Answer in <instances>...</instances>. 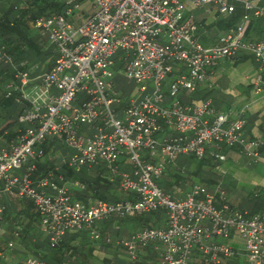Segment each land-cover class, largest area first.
<instances>
[{
	"label": "built area",
	"instance_id": "obj_1",
	"mask_svg": "<svg viewBox=\"0 0 264 264\" xmlns=\"http://www.w3.org/2000/svg\"><path fill=\"white\" fill-rule=\"evenodd\" d=\"M64 2V12L34 22L56 55L51 68L33 76L34 68L27 64L14 67L16 101L27 105L16 117V124L24 126L16 127L11 138L7 131L0 134V229L3 201L19 197L34 204L49 246L68 232L87 228L92 240L114 243L133 260L140 247L151 246L161 264H189L194 252L202 264H222L237 254L229 242L235 233L243 240L246 264H264V213L228 204L220 187L209 190L196 183L185 193L169 192L157 182L180 155L199 160L208 154L223 162L222 148L238 146L253 161L262 158L264 139L243 136L246 120L240 114L216 110L208 99L183 103L178 95L195 90L221 60L240 52L258 61L254 85L256 90L264 88V32L258 38L245 37L248 14L214 43L203 44L194 15L186 12L188 2L208 12L217 6L226 13L241 2L245 11L262 16L264 0H91L92 12L77 25L70 18L78 0ZM118 49L123 51L118 58L123 74L135 82L137 94L113 90V55ZM0 60L12 63L4 46ZM169 76L174 78L165 91ZM6 88L9 95L12 82ZM52 143L72 151L64 158ZM44 144L49 157L59 162L38 174L36 160L46 156ZM99 161L108 164L110 180L117 178L124 197L75 199L66 186L69 181L55 173L62 164L78 172ZM127 161L130 171L120 168ZM70 182L84 188L79 180ZM158 210L167 216L163 226H143L114 242L95 228L100 220ZM19 238L20 227L15 226L5 246L0 244V264H7L6 252ZM21 262L44 264L34 254Z\"/></svg>",
	"mask_w": 264,
	"mask_h": 264
},
{
	"label": "trees",
	"instance_id": "obj_2",
	"mask_svg": "<svg viewBox=\"0 0 264 264\" xmlns=\"http://www.w3.org/2000/svg\"><path fill=\"white\" fill-rule=\"evenodd\" d=\"M64 9V0H26L25 2H22L21 0H0V46L5 47L6 54L11 58L12 62L7 63L0 60V134L7 131V138H11L15 135L17 130L16 127L21 128L24 126H18L16 124V117L27 105L25 100L21 102L16 101L19 91L15 87L18 80L15 77L14 67L23 69L30 60H38L41 61L42 64L48 56L54 57L55 53L52 51L51 46L49 49L44 48V44L46 43L45 38L40 36L39 30L34 27V22L39 17L47 16L52 13L64 12ZM233 23L234 22L232 21L229 25ZM53 63L49 68H51ZM10 82H12V89L10 90V94L7 95L6 86ZM121 92H123L124 95L128 94V92L125 93L124 90H121ZM52 146L56 145L52 143ZM42 147H44L46 156L43 161L36 160L37 173L45 171L46 169H52V166H54V164H50V167L47 165L49 162V154L47 153L49 147L45 144ZM199 160L198 164H195L196 168L189 174L198 177L201 181H205L206 183L215 184L216 176H214L215 178H202L201 176L203 167L206 166L209 167L208 169H211L215 167V164L211 163L209 159L205 158V156ZM208 169L206 172L209 171ZM83 171H85L84 168L81 171L76 172L66 164H62L55 173L62 174L65 181L79 180L84 183L83 190L73 193L75 199L88 202L89 200H116L120 198L117 197L115 193L113 194L111 192V194H109L110 188L119 187L118 182L113 183L114 181L103 177V172L87 175L83 173ZM179 180L182 179L179 178V176H176L175 181L179 183ZM162 187L167 190L173 186L170 180L164 178V181H162ZM260 204H264V202L257 201L252 212L258 211ZM161 211L163 210L142 215H132L127 219H122L121 223L125 226L132 225L133 229L147 225L161 226L163 221L158 215ZM10 212L11 211L5 209L3 220L10 216ZM22 216L23 219L26 220L24 226L21 225L22 220H20V217L22 218ZM38 222V212L36 211L34 204L27 200L21 208H18V217L13 220L12 224L14 227H20L19 242L22 241L24 244H30L31 237L28 234L29 229L33 224L37 225ZM88 231L87 228H84L68 232L55 246H49L45 236V244L31 241L34 247L32 254L39 256L44 261V264H91V258H96V255L94 253L95 249L88 239L90 237ZM100 232L103 234L102 229H100ZM124 232L121 234V231H117L119 235H124ZM106 245L111 246L110 244ZM43 247L46 248L44 250L46 252L45 254L41 252L44 249ZM143 249L154 254L157 252L152 250L153 248L150 246H146ZM101 259L103 264H149L147 259L154 260V258L148 256L143 258L144 261L131 260L132 262L129 261L127 263L115 255L103 256ZM152 264H156V261Z\"/></svg>",
	"mask_w": 264,
	"mask_h": 264
},
{
	"label": "crops",
	"instance_id": "obj_3",
	"mask_svg": "<svg viewBox=\"0 0 264 264\" xmlns=\"http://www.w3.org/2000/svg\"><path fill=\"white\" fill-rule=\"evenodd\" d=\"M79 8L76 10V13L73 15V17L70 18L71 21L74 23V25L79 24L80 18H83V16H85L87 13L90 14L93 10L92 3L91 5L86 7L83 6V9L81 7L80 11ZM186 12L192 13L194 15L195 21L198 26L197 35L199 36V39L202 41L203 44L214 43L219 35L224 33L228 29V27L236 25L245 14H248V19L245 25L246 38H251V39L258 38L264 32V15L262 16L251 15L250 12L244 10L241 2H235V10L231 13H226L225 11L220 12L217 9V6H212L211 11L208 12L206 11L205 7H195L190 2H188ZM232 21L234 23L229 25V23ZM41 37L45 38L44 36ZM27 66L31 67L30 63H27ZM35 68H39L38 64L35 65ZM258 69H259V63L251 54L247 52H240L237 55V57L233 59L221 60L217 64V66L212 70V72L208 74L205 81L199 83L196 86L195 90L193 91L182 90L178 95L179 99L183 103L201 102L203 100L208 99L211 101L212 106L216 110L231 109L232 111H234V113L240 114L246 120V125L243 131V136L246 139H254L256 137H260L264 139V88H261L260 90H256L254 85V76L256 71H258ZM42 71L43 72L46 71V67L45 68L43 67ZM222 151L226 155V160L224 162L227 161L231 163L232 164L230 165L231 168L234 165H236L235 167L245 168L248 166L246 164L247 162L251 163L253 161L252 159L244 155L241 152V148H239L238 146L232 148L223 147ZM260 152L262 158L258 162L255 161L253 162H255V165L261 164L262 166H264V145L260 148ZM205 158L209 159L211 163L215 164V168L218 170L217 173L220 174L221 173L220 169L223 168L222 164L224 162L216 161L210 158L208 154L205 155ZM44 159L45 157L37 161H43ZM48 160H49V162L47 163L48 166L50 164H53L54 160L52 158L49 157ZM181 166H187V165L178 164L177 166L175 164L169 166L167 170L171 167L173 168L177 167L179 170H182ZM193 167L194 170L196 166L194 165ZM206 168L208 169L209 167L205 166L202 168V170H205ZM45 171H41L38 174H41L42 172ZM190 177L194 178L195 176L190 175ZM195 178L197 179L198 177ZM175 179L176 176L174 177V180ZM174 182H175L174 184L180 185L182 181L179 180V183H177L176 181ZM194 182L197 183L198 181H194ZM194 182L191 185L187 186V188L182 190V192L185 193L187 190H189L193 184H196ZM174 184H172L173 190H176V185ZM124 196L125 195H123L122 197ZM261 201L264 202V199H262ZM258 210H264V204H260ZM256 212H260V211H256ZM127 218L128 217H126L125 219ZM121 220L122 219L112 217L108 220L103 221L101 226H99L98 228L95 226V228L97 229L100 228L102 229L103 233H105L106 229L103 228L108 225L107 223L112 222L111 225L113 226V228L116 229V231L120 232L122 229V227L120 226L122 224ZM102 225L104 227H102ZM140 228H137L135 230H138ZM229 242L238 251L237 254H235V256H233L232 258L223 260L222 264H246L247 256L244 251L243 240L237 234L234 233L231 239L229 240ZM94 243H103V241L102 240H100L99 242L94 241ZM144 247L146 246L140 247L139 254H142L143 257L144 256L145 257L150 256L151 258L156 257L159 259V261H156V264H161V258L158 251L155 252L154 254L149 252L148 250L143 249ZM94 251L96 252V250ZM151 260L152 259H147V262L149 264H152L154 260L153 262H150ZM189 264H202V258L198 252L193 253Z\"/></svg>",
	"mask_w": 264,
	"mask_h": 264
},
{
	"label": "rangeland",
	"instance_id": "obj_4",
	"mask_svg": "<svg viewBox=\"0 0 264 264\" xmlns=\"http://www.w3.org/2000/svg\"><path fill=\"white\" fill-rule=\"evenodd\" d=\"M78 2H79V6L82 2L80 8L78 7L79 11L81 10V7L83 9V6L86 7V6L91 5V0H83V1L80 0ZM75 13H76V11L74 12V14ZM87 16H88V13L85 16H83V18H86ZM198 38H199V36H198ZM45 41H46V43L44 44V48L49 49L50 45H49V41L46 37H45ZM201 43H202V41H201ZM122 53H123V51L121 49H118L115 52V54L113 55V59L115 62V64L112 67L114 72H115V75L111 79V81L113 82V90L117 93H120L121 90H124L125 93L128 92V94H130L132 92H136V94H137V90H136L137 85L135 84V82L132 80H129L123 74L124 64L122 61H120L118 59L119 56L122 55ZM55 57H56V55H54V57L48 56V58L42 64H41V61H38V60H34V61L30 60L29 62H27V63H30V66L32 69L35 68V65H37V64L39 66V68L33 69V76L38 75L41 72H43L42 71L43 67L44 68L46 67V70H48L50 65L53 63ZM175 67H182V65L179 63H176ZM173 78H174V76H169L168 79L166 80V88H163L165 91H167V86ZM116 96H118V95H116ZM178 98H179V96H178ZM72 104L78 105V103H76V102H73ZM113 107H118V104L113 105ZM119 117H121V116H119ZM57 146H58V148H57ZM56 148H57V151L64 154L63 155L64 158L68 157L69 152L72 151V149L68 148L63 143H57ZM53 160H54L53 163L59 162V160L57 158H55V159L53 158ZM219 162H221V161H219ZM252 162L251 163L247 162L246 164L248 166L245 168L235 167L236 165H234L231 168L230 165H232V164L226 161L222 164L223 168L220 169V172H221L220 174L217 173L218 170L215 167L208 169L209 171H207V172H206V170H207V168H206L202 172V175H201L202 178H208V177L215 178L214 176L217 177V178H215V180H216L215 184H213V183L209 184V183H206L205 181H201L198 178L196 179L195 177L194 178L190 177L191 174H189V173L192 172L191 170H193V168H194L193 166L195 164L196 165L198 164V159H195V158L187 156V155H180L175 160V164L177 166H178V164H181V165L186 164L187 166H181L182 170H179L177 167L169 168L168 170H166L164 175L160 179L157 180V182L162 187V181H164V178H166V179L170 180L172 184H174L175 183L174 177L179 176V178L182 179L181 184L180 185L174 184V185H176L177 191L184 190L185 188H187V186L191 185L192 182H194V181H198L197 183L202 184L204 187H206L209 190H215L216 188L220 187L225 193V199H226V202L228 204H230L232 206H236V207L241 208V209H246V210L252 212L254 206H256L257 201H261L262 199H264V168H263L264 166H262L261 164L255 165V162H253V163ZM190 167H191V169H190ZM120 168L130 171L131 168H130L129 161L123 163V165H120ZM84 170L85 171H83V173H85L87 175H90L92 173L97 174V173L103 172V177H106L109 180L112 177V174L110 172L108 164L104 163L102 161H99L97 164H93L90 168H84ZM14 173L17 175H20L21 171L17 170ZM199 176H200V174H199ZM116 179L113 180L114 181L113 183L118 182V181H116ZM194 183H196V182H194ZM66 186H68L69 190L72 193V196H73L74 192H77V191L80 192L81 190H83V189H79V188L74 187L70 181L66 183ZM167 191H169V192L174 191L173 187L168 188ZM111 192L113 194L115 193V195L117 197H121L124 195V192L119 187L110 188L109 194H111ZM3 202L6 205V209L11 211L10 216H8V218H5V220H3L2 224H1V229H0V243L4 247L6 240L9 238V236L12 232V228L14 227L12 225L13 220L15 218L17 219V217H18V208L19 207L21 208L22 205L27 202V200L19 198V197H9L8 199H5ZM258 211L264 213V210H258ZM158 215L161 217V220L163 221L161 224V226H162V225H164L167 216H166L164 210L161 211ZM20 220H22L21 225L24 226L26 220L23 219V216H22V218L20 217ZM102 223H103L102 220L97 221L96 227L98 228L99 226H101ZM107 224L108 225L106 227H104L103 225H102V227H104L103 229H106L105 234L111 235L113 242L118 237L127 236L128 233L130 231L132 232V230H133L132 225L127 224L130 226H125L124 224H121L120 225L122 227L121 234L123 233L124 230H125V232H124V235H119L117 233L116 229H114L113 226L111 225L112 222L107 223ZM28 234L30 235V237H31L30 240L32 242L35 241V242H40V243L45 244V241H44L45 240L44 239L45 234L43 233V231L41 230V228L39 227L38 224L37 225L33 224L32 227L29 229ZM88 239L96 250V252H94L96 255V258L95 257L91 258V261H92L91 264H103V261L101 258L103 256H112V255H115L116 257L123 259L127 263L129 261L133 260L126 253H124L121 249L116 248L114 243H111L110 244L111 246H107L106 243H104V242L103 243H94V241H92V239L90 237ZM31 241H30V244L27 245V244H24L22 241L19 242V240H17L14 248L12 250H9L8 252H6V255L4 258L5 262L7 264H21L22 263L21 261L23 260V258L26 255L32 254V250L34 249V247H33ZM43 248L44 249L41 252L43 254H45L46 252L44 250L46 248L45 247H43ZM144 257L142 254H139L135 260L144 261V259H143ZM154 261H159V259L155 257ZM150 262H153V260H151Z\"/></svg>",
	"mask_w": 264,
	"mask_h": 264
}]
</instances>
